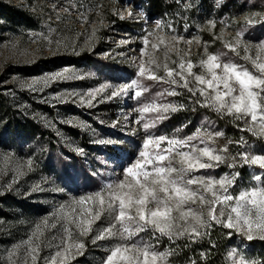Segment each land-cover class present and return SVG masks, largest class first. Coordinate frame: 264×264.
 Instances as JSON below:
<instances>
[{"label":"snow or ice","instance_id":"obj_1","mask_svg":"<svg viewBox=\"0 0 264 264\" xmlns=\"http://www.w3.org/2000/svg\"><path fill=\"white\" fill-rule=\"evenodd\" d=\"M176 2L182 3L183 9L172 13V20L163 25L171 35L163 34L162 21L157 19L152 29L145 27L138 34L144 46L129 65L96 62V72L103 74L98 87L52 94L50 99L60 103L79 102L89 107L94 102L125 97L135 107L130 109L129 123L123 128L119 121L112 122L116 131L106 135L117 139L92 141L102 146L97 151L105 152L107 160L113 162L111 171L85 167L88 157L84 147L74 146L69 138H64L72 146L67 153H58L51 169H59V183L51 177L41 180L52 185L49 190L63 198H54L51 211L42 216L17 219L15 225L0 219L10 240L0 248V264H75L89 244L102 249L98 264H171V258L180 250L178 241L187 240L183 247L189 248L205 238L209 248L199 250L198 256L208 264L211 250L218 245L211 235L215 228L221 230L220 239L225 241L226 264H264V256H252L241 246L254 240L264 242V149L257 150L255 143H264V39H245L255 26H264V2L257 6L254 0H247L249 8L260 10L242 14L231 41L213 37L222 40L224 51H209V42L205 41L195 62L179 45L199 43L200 37L185 40L174 24L183 20L187 30L190 25L184 13L199 5L185 0ZM76 7L79 11L83 5ZM112 14L121 20L139 19L142 23L150 19L143 9L113 8ZM80 18L95 23L83 14ZM232 19L235 21L234 16ZM56 20H61L59 13ZM205 24L212 27L214 20L207 19ZM43 27L47 28L46 33L34 35L44 41L50 54L61 49L77 56L82 51L93 52L92 36L80 45L75 40L63 41L58 30L48 24ZM95 31L94 27L93 34ZM119 43L127 45L129 40ZM161 45L163 59L156 55ZM171 53L176 59L170 58ZM100 55L109 58V52ZM90 75L93 73H84ZM78 78L83 77L78 76L76 69L65 66L39 77L12 75L11 80L20 90L43 92L52 82ZM152 84L164 86L145 97ZM185 94L186 98L179 101H164L165 96ZM189 106L192 111L200 108L214 113L241 135L228 137L218 128L217 119L207 115L190 132H184L190 122L181 123L170 132L160 131L164 121L188 111ZM41 119L46 127L55 128L46 116ZM73 121L74 118L64 119L62 123L96 134L88 122ZM57 135H61L59 130ZM246 135L253 138L252 142ZM221 140L223 143H219ZM95 159L98 161L99 157ZM222 166L227 171L219 172ZM37 167L35 153L21 158L15 151L0 152V196L21 194V177L35 172ZM243 168L255 169L247 180L242 175ZM81 184L88 190L77 191ZM43 191L40 183H33L22 194L28 197ZM13 227L24 228L17 239H11ZM237 238L240 244L232 246ZM165 240L167 244L163 243ZM186 264L198 261L188 257Z\"/></svg>","mask_w":264,"mask_h":264},{"label":"rangeland","instance_id":"obj_2","mask_svg":"<svg viewBox=\"0 0 264 264\" xmlns=\"http://www.w3.org/2000/svg\"><path fill=\"white\" fill-rule=\"evenodd\" d=\"M6 4L26 9L33 14L35 26L26 28L24 25H16L13 22H7L5 18L0 17V152L15 151L21 158L35 153L37 161V170L27 176L21 177V194L9 193L0 196V219H6L12 225H15L17 219H30L42 216L46 212L51 211V202L55 198L60 200L63 197L60 194L53 193L49 189L50 184L41 183L42 178L51 177L58 184L57 176L59 169L52 171L55 166L54 161L58 153H67L72 145L84 147L87 153V162L85 167L91 165L92 169H99L101 172L111 171L112 161L107 160V154L97 151L98 147H102L95 143L98 139H117L115 136L109 137L108 133L116 131L112 127L113 121H119V125L123 128L129 123L127 117L130 116V109L135 107L132 100L125 97L113 99L111 101H101L93 104L92 107L77 103H60L55 99H50L53 93L69 91H86L88 88L98 87L99 82L103 81V74L96 72L94 64L116 63L121 65H129L132 57L139 56V48L144 46L138 38V34L142 29L147 27L152 29L155 21H162V32L164 35H171L167 28L163 25L165 22L172 20L171 14L183 9V4L176 0H165L166 3H173L172 11L166 10L162 16L151 14L143 1L124 0L122 3L115 5L109 0H1ZM193 5V7L184 15L188 18L187 23L190 27L185 30L184 21L174 24L178 28L185 40L193 36H199L200 42L193 41L191 44L181 42L179 47L189 53V57L195 62L204 49V42L208 41L209 51L223 49V41H231L236 28L242 20V14L246 11L257 10L248 7L247 0H185ZM259 6L264 0H254ZM82 4L83 8L77 10L76 5ZM243 4V7L241 6ZM69 5H73L69 9ZM56 6V7H54ZM117 11L131 8L133 10H145L148 12L150 19L146 23H142L139 19L121 20L118 16L112 14V9ZM68 9V12L63 11ZM59 13L61 20H56ZM83 14L95 23H89L80 18ZM235 17L233 21L232 17ZM51 18V20H49ZM207 19L214 20V25L209 27L205 24ZM101 21L103 24H101ZM119 21L128 23V27H119ZM58 30L59 38L63 41L75 40L78 44L83 45L89 36L95 41L93 52L82 51L79 56L73 55L70 51L65 52L61 49L55 55L50 54L49 48L44 41L34 33L47 32V28L43 25ZM106 25V26H105ZM197 25L199 27H197ZM96 31L93 34V28ZM223 28V32H221ZM33 33V35H30ZM222 37L213 40V37ZM55 38V37H54ZM150 40L152 37H149ZM129 40L127 45L120 44L122 40ZM245 39L258 40L264 39V26L257 25L245 36ZM53 47H55L53 45ZM163 46L156 50L158 58L163 59ZM147 50V48H146ZM102 52H109V58L105 59L100 55ZM255 54L254 52L252 53ZM241 55L243 52L241 51ZM171 59H176L175 53L170 54ZM242 62V61H241ZM74 68L78 76L82 79L52 82L43 92L20 90L13 85L12 75L18 77L30 78L39 77L44 73L55 72L62 67ZM198 70V69H196ZM129 71L132 68L129 66ZM84 73H93L90 76H84ZM151 82L146 81V84ZM164 85L157 86L152 84L145 97L159 91ZM11 89V91H9ZM179 91V89H177ZM186 98L185 96L173 97L165 96L164 101H179ZM50 102L45 103L44 100ZM215 115L207 110L197 108L196 111H181L173 114L168 120L163 122L160 131L170 132L173 128L178 127L181 123L190 122L185 133L190 132L196 127L204 116ZM46 116L49 121L55 123V128L46 127L41 117ZM74 118V124L80 121H86L95 129V135L90 130H81L78 127L70 126L62 123L64 119ZM101 121L103 123H101ZM218 125V124H217ZM206 126V125H205ZM218 128H220L218 126ZM221 129V128H220ZM57 130L61 133L57 135ZM241 135V134H240ZM67 137L72 141V145H67L64 138ZM231 137V136H228ZM246 139L252 142L253 138L246 135ZM223 143V141H219ZM257 150L264 149V143L256 141ZM8 146H11L10 148ZM235 151V148H232ZM99 157L97 161L95 158ZM107 164V168L105 167ZM219 172L227 171L223 166ZM245 180L248 174L255 171L254 168H243ZM33 183H40L43 192H36L25 197L22 192ZM87 191L88 188L83 184L77 190ZM23 214V215H21ZM5 225L0 223V248L6 247L10 240L8 231H5ZM11 239H17L23 234L24 228L13 227L10 229ZM167 244V240L163 241ZM240 244L239 238L232 241V246ZM242 247L248 249L252 256L259 258L264 256V242L254 240L245 242ZM102 249L88 245L87 251L80 257L76 258L75 264H98L101 257Z\"/></svg>","mask_w":264,"mask_h":264},{"label":"trees","instance_id":"obj_3","mask_svg":"<svg viewBox=\"0 0 264 264\" xmlns=\"http://www.w3.org/2000/svg\"><path fill=\"white\" fill-rule=\"evenodd\" d=\"M115 5L122 3L124 0H109ZM131 1H143L146 3V7L151 11V14L162 16L166 10L172 11L174 9V4L166 3L165 0H131ZM0 17L5 18L7 22H13L16 25H24L26 28L34 27L35 21L33 20V14L26 9H21L16 6L6 4L0 0ZM119 27H128V23L125 21H119ZM213 119H217L215 115L210 116ZM218 126L223 129L227 136H231L233 139L240 136L241 133L236 131L232 124L228 123L226 120H218ZM242 171V170H241ZM245 173L242 171V175ZM211 235L214 239L218 241V245L215 249H212L211 256L208 257V264H226L224 260L225 252V241L220 239L221 230L215 228ZM180 250L171 258V264H186L188 257H191L193 260H197L198 264H204V261L201 260L198 256V251L203 249L208 250L209 245L208 241L205 238L204 241L198 242L196 244H191L189 248H184V244L187 243V240H180L177 242ZM171 247H176L172 245Z\"/></svg>","mask_w":264,"mask_h":264}]
</instances>
